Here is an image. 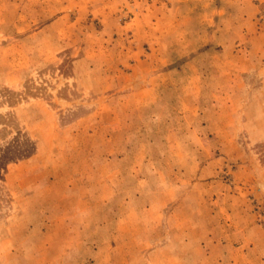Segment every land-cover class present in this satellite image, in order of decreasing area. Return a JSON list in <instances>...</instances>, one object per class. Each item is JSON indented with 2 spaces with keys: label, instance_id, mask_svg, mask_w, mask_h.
<instances>
[{
  "label": "rangeland",
  "instance_id": "obj_1",
  "mask_svg": "<svg viewBox=\"0 0 264 264\" xmlns=\"http://www.w3.org/2000/svg\"><path fill=\"white\" fill-rule=\"evenodd\" d=\"M0 264H264V0H0Z\"/></svg>",
  "mask_w": 264,
  "mask_h": 264
}]
</instances>
